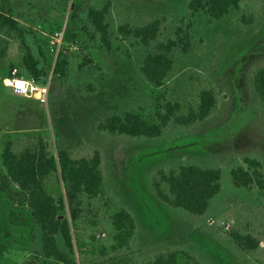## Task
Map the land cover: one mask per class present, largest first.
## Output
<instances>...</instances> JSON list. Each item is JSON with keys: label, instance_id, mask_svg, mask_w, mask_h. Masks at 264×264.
<instances>
[{"label": "rangeland", "instance_id": "rangeland-1", "mask_svg": "<svg viewBox=\"0 0 264 264\" xmlns=\"http://www.w3.org/2000/svg\"><path fill=\"white\" fill-rule=\"evenodd\" d=\"M191 0H70L64 11L57 0H14L13 16L39 32L49 42L51 66L47 105L13 95L4 79L11 65L18 68L21 51L11 41L8 56L0 63V170L6 144L19 154L34 148L40 139L50 150H69L75 159L102 155L105 177L103 197H80V211L59 174L45 180L55 199L64 197L75 246H81L80 264H145L160 253L185 250L203 264H264V195L238 189L231 169L244 157L264 165V115L253 93L252 78L264 66V0H244L239 12L222 21L208 22L192 16ZM75 2V8L72 4ZM110 2L108 15L113 33L112 50L81 30L89 8ZM1 5V1H0ZM161 20L159 41L176 38L178 27L191 34V51H176L175 70L166 87L149 85L140 71L144 58L156 53V43L144 46L118 33L119 25L142 26ZM65 28L62 51L68 66L64 78L52 81L57 62L49 51L50 37ZM215 91L218 106L206 121L182 128L170 124L158 138L111 136L98 126L112 115L136 113L159 122L165 101L181 104V114L196 109L202 90ZM181 165L218 168L221 192L202 217L162 204L152 186L159 170ZM78 201L75 202V204ZM129 211L137 225L129 248L116 252L111 215ZM0 264H59L45 260L42 231L27 208L14 205L0 192ZM251 234L261 242L252 253L244 251L231 233ZM58 246L66 251L61 236Z\"/></svg>", "mask_w": 264, "mask_h": 264}, {"label": "trees", "instance_id": "trees-1", "mask_svg": "<svg viewBox=\"0 0 264 264\" xmlns=\"http://www.w3.org/2000/svg\"><path fill=\"white\" fill-rule=\"evenodd\" d=\"M0 63L8 56L11 41L17 42L21 51L18 70L21 76L46 82L51 70L48 59V40L39 32L23 24L13 16L12 1L0 0ZM64 11L68 10L70 0H57ZM244 0H191L188 9L192 16L202 15L209 23L222 21L231 12H239ZM75 8V2L72 4ZM110 2L102 8H89L81 30L92 40L99 39L102 46L112 50L113 33L108 15ZM161 20H154L142 26L123 23L118 33L124 38H134L144 46L156 43L157 52L150 53L140 67L141 74L149 85L162 89L168 84L175 70L174 53L191 51V34L181 27L176 30V38L159 41ZM50 51V49H49ZM68 64L61 54L55 65V78H64ZM15 69L11 65L10 72ZM253 93L259 109L264 115V66L256 69L252 78ZM51 92V90H50ZM163 109L159 122H151L140 114L127 113L112 115L102 122L98 129L111 136L131 138L161 137L170 124L187 128L209 119L217 110L218 100L214 90H202L196 109L181 114V104L166 100L164 94H156ZM3 170H0V192L18 206L28 209L32 220L42 231V253L45 260L59 264H80L76 253L81 246H75L71 224L64 212V197L55 199L46 189L45 180L59 174L66 194L74 199V210L80 211V197L96 200L105 195V177L102 170V155L96 151L91 158L75 159L69 150H58L55 155L49 142L38 141L34 148H26L22 153L12 150L7 143L1 154ZM231 179L238 189L257 188L264 195V165L258 158L244 157L243 164L231 169ZM222 172L218 168H201L181 165L169 172L159 170L152 181L159 201L172 209L183 210L192 216L202 217L210 207V202L221 192ZM78 201L76 204L75 202ZM114 228L111 247L113 252L129 248L135 237L137 225L133 215L125 208H118L111 215ZM57 236H61L66 247L62 251ZM231 238L246 252L252 253L260 248L261 242L251 234L231 233ZM1 242V230H0ZM33 264V263H30ZM42 264V263H34ZM145 264H203L195 255L185 250L160 253Z\"/></svg>", "mask_w": 264, "mask_h": 264}, {"label": "built area", "instance_id": "built-area-1", "mask_svg": "<svg viewBox=\"0 0 264 264\" xmlns=\"http://www.w3.org/2000/svg\"><path fill=\"white\" fill-rule=\"evenodd\" d=\"M66 29L63 28L50 37V52L55 57V62L62 51ZM4 86L15 96L23 99L36 100L41 105H47L50 91L49 82H37L34 79L20 75L17 68L10 72L4 81Z\"/></svg>", "mask_w": 264, "mask_h": 264}]
</instances>
